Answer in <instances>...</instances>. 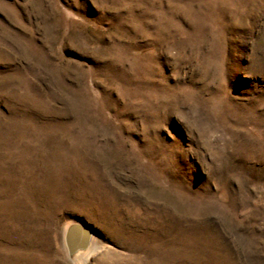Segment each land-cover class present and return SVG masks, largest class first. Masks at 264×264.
Returning <instances> with one entry per match:
<instances>
[{
    "label": "rangeland",
    "instance_id": "obj_1",
    "mask_svg": "<svg viewBox=\"0 0 264 264\" xmlns=\"http://www.w3.org/2000/svg\"><path fill=\"white\" fill-rule=\"evenodd\" d=\"M0 264H264V0H0Z\"/></svg>",
    "mask_w": 264,
    "mask_h": 264
},
{
    "label": "water",
    "instance_id": "obj_2",
    "mask_svg": "<svg viewBox=\"0 0 264 264\" xmlns=\"http://www.w3.org/2000/svg\"><path fill=\"white\" fill-rule=\"evenodd\" d=\"M91 240V231L84 225H70L64 235V242L69 256L78 250H85Z\"/></svg>",
    "mask_w": 264,
    "mask_h": 264
},
{
    "label": "bare ground",
    "instance_id": "obj_3",
    "mask_svg": "<svg viewBox=\"0 0 264 264\" xmlns=\"http://www.w3.org/2000/svg\"><path fill=\"white\" fill-rule=\"evenodd\" d=\"M94 249L95 248L92 246V243L90 242L89 246L85 250H78L72 256L76 257V258H81V259L85 258L86 259L90 255V253H92V251H94Z\"/></svg>",
    "mask_w": 264,
    "mask_h": 264
}]
</instances>
